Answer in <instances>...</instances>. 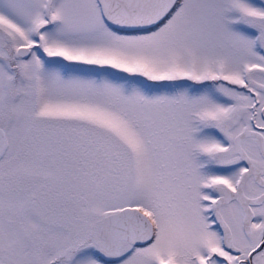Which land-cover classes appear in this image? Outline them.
Listing matches in <instances>:
<instances>
[{
    "label": "snow or ice",
    "instance_id": "snow-or-ice-1",
    "mask_svg": "<svg viewBox=\"0 0 264 264\" xmlns=\"http://www.w3.org/2000/svg\"><path fill=\"white\" fill-rule=\"evenodd\" d=\"M0 264H264V0H0Z\"/></svg>",
    "mask_w": 264,
    "mask_h": 264
}]
</instances>
